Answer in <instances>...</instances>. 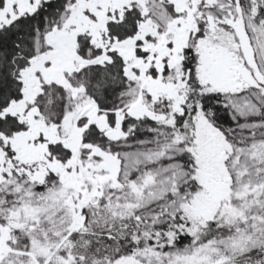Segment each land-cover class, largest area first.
I'll use <instances>...</instances> for the list:
<instances>
[{
	"label": "snow or ice",
	"instance_id": "snow-or-ice-1",
	"mask_svg": "<svg viewBox=\"0 0 264 264\" xmlns=\"http://www.w3.org/2000/svg\"><path fill=\"white\" fill-rule=\"evenodd\" d=\"M0 264H264V0H0Z\"/></svg>",
	"mask_w": 264,
	"mask_h": 264
}]
</instances>
